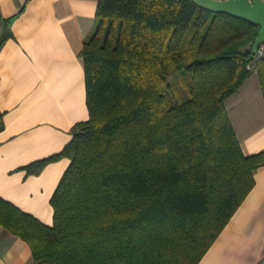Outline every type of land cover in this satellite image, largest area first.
<instances>
[{"label":"trees","instance_id":"trees-1","mask_svg":"<svg viewBox=\"0 0 264 264\" xmlns=\"http://www.w3.org/2000/svg\"><path fill=\"white\" fill-rule=\"evenodd\" d=\"M259 32L193 0H99L80 53L90 118L61 153L23 168L71 161L53 226L1 197L0 225L36 264H200L264 167L226 105L254 73L264 96V61L248 70Z\"/></svg>","mask_w":264,"mask_h":264},{"label":"crops","instance_id":"crops-1","mask_svg":"<svg viewBox=\"0 0 264 264\" xmlns=\"http://www.w3.org/2000/svg\"><path fill=\"white\" fill-rule=\"evenodd\" d=\"M99 0H0V197L53 226L51 199L71 161L51 163L40 175L24 167L57 155L72 128L90 118L84 60ZM22 9V10H21ZM10 23L6 24V21ZM247 156L264 152V96L258 74L227 101ZM264 261V167L255 186L200 264ZM0 264H36L24 240L0 225Z\"/></svg>","mask_w":264,"mask_h":264},{"label":"water","instance_id":"water-1","mask_svg":"<svg viewBox=\"0 0 264 264\" xmlns=\"http://www.w3.org/2000/svg\"><path fill=\"white\" fill-rule=\"evenodd\" d=\"M200 8L212 13L227 14L260 27L259 35L253 44L256 54L264 42V0H193Z\"/></svg>","mask_w":264,"mask_h":264},{"label":"built area","instance_id":"built-area-1","mask_svg":"<svg viewBox=\"0 0 264 264\" xmlns=\"http://www.w3.org/2000/svg\"><path fill=\"white\" fill-rule=\"evenodd\" d=\"M217 1H227V0H217ZM260 61H264V42L259 47V49L256 52V54H254L253 60L248 65V70L249 71H252V72L256 71L257 70L258 63Z\"/></svg>","mask_w":264,"mask_h":264},{"label":"rangeland","instance_id":"rangeland-1","mask_svg":"<svg viewBox=\"0 0 264 264\" xmlns=\"http://www.w3.org/2000/svg\"><path fill=\"white\" fill-rule=\"evenodd\" d=\"M254 74H256V73H254ZM254 74H253V75H254Z\"/></svg>","mask_w":264,"mask_h":264}]
</instances>
